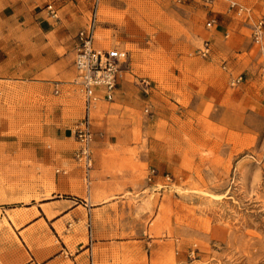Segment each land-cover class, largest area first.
Returning <instances> with one entry per match:
<instances>
[{
    "label": "rangeland",
    "instance_id": "1",
    "mask_svg": "<svg viewBox=\"0 0 264 264\" xmlns=\"http://www.w3.org/2000/svg\"><path fill=\"white\" fill-rule=\"evenodd\" d=\"M67 1L1 0L0 68L16 75L0 80V164L35 170L0 171V202L12 205L18 188L33 185L44 187L37 196L50 195L66 177L63 194L108 201L115 232L145 238L151 264H264V36L257 43L252 35L264 12L243 32L244 59L231 75L230 52L212 49L209 14L186 11V0H79L82 17L72 24L59 22ZM232 1L264 7V0ZM95 9V44L126 49L129 69L113 98L89 110L86 168L74 155V128L87 109L71 80L74 35ZM205 40L210 50L202 55ZM43 125L65 140L43 139ZM25 148L47 154L2 156ZM1 210L10 217L17 210L0 208L3 249L19 240ZM124 248L131 264L135 247Z\"/></svg>",
    "mask_w": 264,
    "mask_h": 264
},
{
    "label": "crops",
    "instance_id": "2",
    "mask_svg": "<svg viewBox=\"0 0 264 264\" xmlns=\"http://www.w3.org/2000/svg\"><path fill=\"white\" fill-rule=\"evenodd\" d=\"M243 1L247 4L251 2ZM232 2V0H186L182 5L186 11L199 13L200 16L209 14V18L213 16L216 18L212 49L217 51V46L221 45L230 52L229 72L234 75L238 73L237 70L244 59L242 52H239L243 32L249 33L251 19L264 12V7H244L245 9L238 12L237 7L231 5ZM1 7L0 0V23ZM9 7L17 8L18 5L12 6L10 3ZM78 7H83L79 0L65 2L58 10L59 22L72 24L76 18H81L82 14L79 13ZM29 17L33 16L30 14ZM14 75L16 70L6 68L0 72V80H8L7 77ZM49 129V125L42 126L43 139L56 142L65 140L64 132ZM23 152L20 153L19 149L11 150L2 156L22 155L29 160L38 161L39 155L47 154L44 148L41 150L25 148ZM14 168L19 172L35 170V166L27 162L18 161L17 164H13L3 159V163L0 164L2 172ZM53 186L57 189L52 190L50 195L40 196L37 194L43 192L44 187L33 185L18 188L16 191L18 199L13 201L12 205L0 202L1 209L17 210L12 217L2 210L1 212L19 240V243L7 244L0 249L1 253H5L4 258L0 259V264H130L124 261L129 254L124 247L130 243L135 247L131 264L153 262L154 251L149 249L145 238L130 239L119 234V231L115 232L113 215L108 212V201H91L78 193L63 194L68 187L66 177L54 182ZM25 196H28L27 199H23ZM155 252L157 256L159 250Z\"/></svg>",
    "mask_w": 264,
    "mask_h": 264
},
{
    "label": "built area",
    "instance_id": "3",
    "mask_svg": "<svg viewBox=\"0 0 264 264\" xmlns=\"http://www.w3.org/2000/svg\"><path fill=\"white\" fill-rule=\"evenodd\" d=\"M234 4L235 2L231 3L233 6ZM46 9L51 16L57 17L58 12L52 2L47 3ZM237 9L238 12H241L243 7L238 5ZM96 21L97 12L95 9L85 25L75 33L73 45L75 75L71 83L83 94L87 109L86 114L76 123L74 128V135L78 141L74 155L77 161L86 168H90L93 161L90 146L92 131L90 128L89 110L100 97L108 100L113 98L118 78L121 76L123 70L129 69V56L126 49L119 46L106 48L95 44ZM215 23L216 18L214 16L206 22L207 26H212ZM252 35L254 42L259 43L261 41L262 36H264V18L258 19L252 25ZM209 50L210 43L208 40H205L203 48H200L199 52L202 55H206ZM54 90L58 92V83L55 84ZM150 172L153 174L155 169L151 168Z\"/></svg>",
    "mask_w": 264,
    "mask_h": 264
}]
</instances>
